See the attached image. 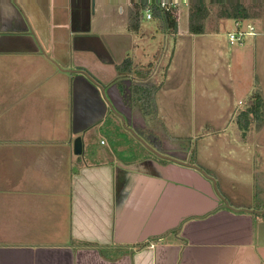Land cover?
<instances>
[{
    "label": "crops",
    "instance_id": "obj_1",
    "mask_svg": "<svg viewBox=\"0 0 264 264\" xmlns=\"http://www.w3.org/2000/svg\"><path fill=\"white\" fill-rule=\"evenodd\" d=\"M105 10L99 0H0V264H264V206L230 205L178 140L146 127L139 103L127 128L147 152L114 135L100 152L88 145L111 129L88 78L109 87L123 75L95 23ZM156 105L152 125L163 124ZM253 133L246 166L264 189Z\"/></svg>",
    "mask_w": 264,
    "mask_h": 264
},
{
    "label": "rangeland",
    "instance_id": "obj_2",
    "mask_svg": "<svg viewBox=\"0 0 264 264\" xmlns=\"http://www.w3.org/2000/svg\"><path fill=\"white\" fill-rule=\"evenodd\" d=\"M240 1L252 17L242 21L243 29L252 26L258 34L247 38L241 46L229 44V34L237 30L235 21L219 20L215 16L216 8L207 22L208 33L204 35L189 32L188 8L180 9L177 15V35L161 31L155 21H144L140 32L134 34L128 30L126 0H99L108 13L106 19L98 22V17L95 23H101L99 31L106 36L104 39L113 49H118V61L134 59L133 72L118 79L143 84L153 82L160 88L156 101L162 125H152L156 118L145 119L141 107L137 106L136 111L146 127L166 134L172 142L178 140L180 143L175 146L171 143L172 147L182 157H188L191 165L205 171L206 176H216L217 187L230 205L254 210L256 201L257 205L264 206V189L259 182L250 181L252 173L245 157V150L250 147L244 145L246 138L237 118L247 110L254 93H264V45L259 43L264 40V35L261 36L264 0ZM109 119L110 132H98L88 141L93 151L100 152L97 147L100 140L109 142L113 135L118 146L148 151L147 145L128 130L127 122L123 125L113 113ZM251 131L264 148V130L257 133L252 127ZM262 169L264 172V165Z\"/></svg>",
    "mask_w": 264,
    "mask_h": 264
},
{
    "label": "trees",
    "instance_id": "obj_3",
    "mask_svg": "<svg viewBox=\"0 0 264 264\" xmlns=\"http://www.w3.org/2000/svg\"><path fill=\"white\" fill-rule=\"evenodd\" d=\"M154 1V18L156 24L163 32H170L177 35L178 20L175 15L161 11L157 2ZM149 0H136V3L128 10V30L138 34L142 27L143 11L148 6ZM216 8L215 16L219 20L246 21L252 19L248 10L240 0H191V6L188 16V29L192 35H204L207 32V22L210 19L213 9ZM133 61L130 58L125 59L117 67L118 72L123 75H130L133 72ZM159 87L152 83L132 82L131 100L139 103L146 116H157L156 93ZM149 109L152 112H149ZM237 124L243 137L255 127L261 131L264 127V99L260 92L254 93L246 111L242 112L237 118ZM206 176V172L201 170ZM206 173V174H205ZM207 177H211L208 175Z\"/></svg>",
    "mask_w": 264,
    "mask_h": 264
},
{
    "label": "built area",
    "instance_id": "obj_4",
    "mask_svg": "<svg viewBox=\"0 0 264 264\" xmlns=\"http://www.w3.org/2000/svg\"><path fill=\"white\" fill-rule=\"evenodd\" d=\"M126 1L128 7H131L133 4L136 3V0H126ZM156 4L161 11L175 15V17L178 20L177 15L180 9L182 8L190 9L191 0H159V2H157ZM153 6H154V1L149 0L148 6L143 11L142 23L144 21L147 22L155 21ZM235 25L237 30L229 34V44L231 46L244 45L247 38L256 37L258 35L255 31V28H253L252 26L248 27V30H245L243 29L242 22L235 21ZM102 144L104 143L102 142Z\"/></svg>",
    "mask_w": 264,
    "mask_h": 264
},
{
    "label": "water",
    "instance_id": "obj_5",
    "mask_svg": "<svg viewBox=\"0 0 264 264\" xmlns=\"http://www.w3.org/2000/svg\"><path fill=\"white\" fill-rule=\"evenodd\" d=\"M90 81H92V83L97 86L100 87V90L102 92V95H104V98L111 110V113L115 114L117 117H121V119L124 121L126 119L127 124L129 126H131L132 124V110L130 107L126 106L124 103V100L122 98V96L120 95V91L118 89V87L116 85L112 86V88H107V85H103L100 86L96 83H94V80L91 78H88ZM112 89V92H111ZM123 108L125 109L123 111ZM125 122V121H124ZM74 152L77 156L82 155L83 152V142H82V138L78 137L75 141L74 144Z\"/></svg>",
    "mask_w": 264,
    "mask_h": 264
},
{
    "label": "flooded vegetation",
    "instance_id": "obj_6",
    "mask_svg": "<svg viewBox=\"0 0 264 264\" xmlns=\"http://www.w3.org/2000/svg\"><path fill=\"white\" fill-rule=\"evenodd\" d=\"M116 85L119 89V91H121V96L124 100V103L126 106L130 107V103L132 102L131 100V90H132V81H129V80H124V79H115L113 83H111L109 85V89L112 88V86ZM122 85V86H120ZM111 92H112V89H111ZM131 108V107H130ZM125 109L123 108V111ZM121 119V117H120ZM125 123L127 122L126 119L124 120ZM132 121V124H131V127H135V122L133 120Z\"/></svg>",
    "mask_w": 264,
    "mask_h": 264
}]
</instances>
